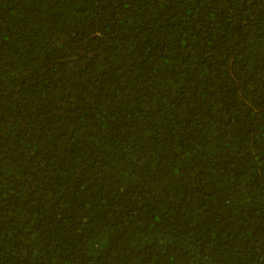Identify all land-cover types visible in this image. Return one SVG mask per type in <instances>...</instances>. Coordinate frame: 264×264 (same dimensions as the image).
<instances>
[{"label": "trees", "instance_id": "trees-1", "mask_svg": "<svg viewBox=\"0 0 264 264\" xmlns=\"http://www.w3.org/2000/svg\"><path fill=\"white\" fill-rule=\"evenodd\" d=\"M0 264H264V0H0Z\"/></svg>", "mask_w": 264, "mask_h": 264}]
</instances>
